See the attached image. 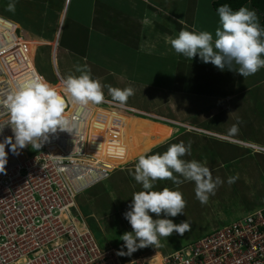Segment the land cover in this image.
Here are the masks:
<instances>
[{
  "label": "crops",
  "instance_id": "0c3cea01",
  "mask_svg": "<svg viewBox=\"0 0 264 264\" xmlns=\"http://www.w3.org/2000/svg\"><path fill=\"white\" fill-rule=\"evenodd\" d=\"M215 1L207 0L206 6L210 9L202 6L200 14V0H0V18L16 27L13 26L14 34L19 28V32L29 36L31 42L38 43L39 48H50L53 54L56 49H62L78 56L92 71L93 78L99 77L93 72V67L106 72L111 70L118 78H125L124 81L130 83L132 95L121 106L138 111L129 104L138 89H148L158 95L159 120L108 106L92 105L96 112L93 110V121L90 122L88 152L103 163L117 161L112 168L109 165L111 174L164 142L166 145L184 140L178 137L179 128H175L179 126L176 122H180L192 128L193 132H186L190 134V140H205L207 145H192L191 155L202 156L206 161L227 157L229 164L238 159L254 162L264 175V152L249 147L264 150V68L248 77L228 70L220 71L198 58L190 61L175 54L168 40L185 28L214 34L219 26L217 13L212 7ZM10 4H14V9H19L24 17L9 19L5 10ZM27 16L31 17L33 24L29 23ZM258 21L260 24L261 20ZM18 48L19 45L10 51ZM55 74L57 80H62L57 72ZM150 96L145 97L151 99ZM110 122L114 126H109ZM124 127H127L129 136L123 133ZM233 127L237 129L235 133L230 132ZM118 146L126 148V156L117 155ZM161 153L164 151L161 150ZM241 167L243 169V165ZM260 171L255 173L258 181H253L259 199L249 206H241L248 210L246 214L264 205V179L259 178ZM238 176L241 175L232 178ZM122 181L128 185V192L131 184ZM160 185L163 187L162 182ZM103 191L106 190L101 187L95 192V199L103 202L99 207L102 219H95V232L92 231L95 236L100 234L102 237L106 232L104 225L108 227L113 223L105 220V215L123 204L113 206L112 198L102 195ZM105 195L111 202L106 200ZM127 199H132V196ZM85 216L90 223L93 218L89 214ZM120 224L124 230L128 228L131 231L125 218ZM213 226V230L220 227L218 223ZM107 241L111 244L115 240ZM114 243L112 246L116 249ZM143 255L137 253L131 259L120 255V259L140 260Z\"/></svg>",
  "mask_w": 264,
  "mask_h": 264
},
{
  "label": "built area",
  "instance_id": "2783aa9c",
  "mask_svg": "<svg viewBox=\"0 0 264 264\" xmlns=\"http://www.w3.org/2000/svg\"><path fill=\"white\" fill-rule=\"evenodd\" d=\"M3 39L0 48L10 45L11 40ZM8 67L0 63V142L9 137L14 142L6 101L25 78L22 69ZM27 74L25 79L37 76ZM100 106L127 110L105 100ZM90 116L87 107L77 105L67 115L75 124L73 133L49 134L40 149L30 145L13 152L5 145L0 264H145L123 261L114 249H102L78 209L76 200L111 174L88 154ZM161 264H264V205L174 250Z\"/></svg>",
  "mask_w": 264,
  "mask_h": 264
},
{
  "label": "clouds",
  "instance_id": "9594fccd",
  "mask_svg": "<svg viewBox=\"0 0 264 264\" xmlns=\"http://www.w3.org/2000/svg\"><path fill=\"white\" fill-rule=\"evenodd\" d=\"M9 10H14V4L9 5ZM216 13L219 26L214 34L206 30L185 28L175 37H169L174 53L190 61L198 58L203 63H211L220 71L228 70L241 77L251 76L264 68V27L259 24L256 12L246 6L233 10L225 3L217 7ZM16 34L20 36L19 31ZM77 71L81 74L68 76L63 81V95L39 76L37 71L38 76L14 85L6 101L10 118L8 125L13 132L14 142L12 137L0 142V173L5 171L7 164L6 144L10 145L13 152L30 145L40 149L49 134L58 131L73 133L75 124L66 115L65 96L82 108L103 102V86L100 81L93 79L87 70L81 71L78 68ZM110 92L113 100L120 105H124L132 95L131 89L110 88ZM126 109L140 115L138 111ZM175 128L193 132L192 128L181 124ZM236 131L235 127L230 129L231 133ZM117 155L126 156V148L118 146ZM190 155L191 145L180 142L169 145L162 154L138 157L133 178L142 190L133 194L129 209L123 213L132 230L121 235L120 240L126 251H120L119 255L131 256L140 248L159 246L161 238H167L173 232L183 235L190 229L188 222L176 224L169 218L183 215L186 201L182 193L169 188L155 190L157 181L170 180L176 186L190 181L195 184L197 199L202 204L207 203L209 196L214 194L222 181L219 177H213L207 162L184 159Z\"/></svg>",
  "mask_w": 264,
  "mask_h": 264
},
{
  "label": "rangeland",
  "instance_id": "374dc122",
  "mask_svg": "<svg viewBox=\"0 0 264 264\" xmlns=\"http://www.w3.org/2000/svg\"><path fill=\"white\" fill-rule=\"evenodd\" d=\"M206 2L207 0H200L199 2V5L201 7L200 14H201L202 6L204 9H208V10L210 9L209 6L208 7L206 6L207 5ZM245 6L253 10V8H251L250 5H245ZM5 12L7 13L8 18L11 20H17V19H21L24 17L23 13L19 11V9H14V10L7 9L5 10ZM258 16H257L258 20H261L260 15ZM27 18H28L29 23L33 24V20L31 19V17L27 16ZM0 24L3 25V27L14 26L12 23L4 20L3 18H0ZM19 30L20 29L18 28V30L16 31H19ZM18 37H21L19 40V43L16 42L17 45H19V48L16 49V51H14L18 55V61H17L15 54L10 55L9 53H5L4 55H1L2 63H5L6 65H8L9 69L11 67L14 70L19 69V71L20 69H22L21 73H23V75H26V76L28 75L27 73L29 71L33 70V73L35 75L38 73L39 76H42L47 82H49L51 85L56 86V87H59V84L56 82L58 79V77L55 74L56 72L58 73V75L61 77L63 81L68 76L80 75L81 72L77 71L78 68L81 69V71L87 70L90 72V70L86 68L85 63L83 64L81 60L78 58V56H73L70 53H68V51H65L62 49L58 51L56 49L54 52V55H52V51L50 50V48H46L45 46H42L39 48L38 43L31 42L30 37L26 36V34H22L20 32V36ZM23 39H24V42L22 41ZM24 43L27 44L26 45L27 51H25L24 49V45H25ZM21 53H25L26 55L22 56L23 54ZM92 56L95 57V53L92 52ZM104 56L111 57V55H104ZM35 68H36L37 73L35 71ZM93 72L99 75L97 80H99L103 86L102 90H103L105 101L116 104L113 98L110 97L112 96L110 92V88L129 89L130 83L128 81L127 82L124 81L125 78L122 79L121 77L118 78L117 76H115V74L111 70L106 72V71H102L99 68L93 67ZM91 73L92 71L90 72V74ZM92 76L93 75H91V77ZM95 77L97 78V76ZM96 78H93V79H96ZM134 92L136 94L134 95L133 98H130L131 102L129 104L131 105V107L140 111L141 116H146L150 118L151 120L153 119L152 117L158 116V107H159L157 103L159 101L158 95L154 94L151 90L149 91L148 89H143V90L138 89V91L136 90ZM145 96L147 97L150 96L151 99H148ZM65 99L67 100L65 111H66V115L67 114L69 115L78 104H73L70 100H68L67 96H65ZM148 100L151 101V104L149 103ZM143 101H145V104ZM100 105L101 103L96 106H100ZM116 105H119V104H116ZM69 106H72V108H70ZM89 107L91 108V110H95L93 109L91 104L87 106L88 109ZM103 107H107V106H103ZM114 109L122 111L119 108H114ZM123 112L129 113V114L131 113V111H127V110L126 111L123 110ZM99 121L102 123V117L99 118ZM173 122H176V121H173ZM176 123L180 124V122H176ZM90 124L91 123L89 122L88 123L89 127H90ZM109 126L112 127L114 126V124L110 122ZM186 131L187 130L183 128H179L178 137L185 138V139L184 140L180 139L181 141L176 140L177 143L183 142L185 145L190 144L191 146L192 145L199 146V147L204 146L205 140L198 139V140L192 141L188 138L189 137L188 135L190 134L187 135L188 132L186 133ZM123 133H125L126 136H129V131L127 127H124ZM187 138L188 140H186ZM176 141H174L173 143L175 144ZM164 144L165 142L159 145L158 147L149 149L143 155H151V154H156V153L162 154L161 150L165 152L168 149L169 145H171V143L169 142L166 145ZM194 153H195V150H194ZM137 159L129 163L128 166H125L122 170L120 171L115 170L112 174L109 175L106 181L100 184L102 185L101 186L102 188H105L106 191H109L108 193L106 191H103L102 195L106 194L108 197H111L113 201V206L123 203L119 209L114 208L108 211V213L104 217L105 220L109 222L113 221V223L108 227L106 226V224L104 225V228L106 229L104 236L106 237L107 240L112 239L115 241L111 242L110 244L107 240H105L104 236H103L104 238L100 234H97L95 236L97 243L102 249H114L112 245L115 242L114 246L116 247V249L114 250L116 251L117 254L120 251H126V249L123 248V241L120 239H121V235L125 232H129V230L128 228L124 230L120 222H123V219H124L123 213L129 209V207L127 206L128 205L130 206V203H131V199H127V197L133 196L134 193L142 190V188H139L141 187L140 184L136 183V181L133 178L135 164L137 162ZM184 159L197 160L200 162H207V166L212 171L213 177H219L222 183L218 185L214 194L209 196L208 202L202 204L195 195L194 182L185 181L179 186H176L170 180L157 181V184L155 186V190L157 191L163 190L164 188H169L170 190H178L182 193L183 199L186 201V206L184 208L183 215H177L176 217H169V218L172 219L173 222L176 224L186 221L190 224L191 227L183 235L173 232V234L170 235L169 237L161 238L159 246H147L144 248H140L136 252L132 253L131 256L124 255L123 256L124 258L131 259L137 253H144L145 255V254H149L151 251H157L162 255L163 258H165V256H168L174 250L182 246H185L186 244L196 239H199L200 237H203L207 233L211 232L213 230V227H214L213 225L215 223H218L219 226L227 225L231 222L237 221L238 219L244 217L246 213L248 212V210H245L241 206L243 205L249 206L259 199L258 197H256L257 196L255 192L256 188L254 189L253 181L254 182L258 181V177L255 176V173H258L260 171V168H259L260 166H257V164H255L254 162L248 161L247 163L246 160L242 161L238 159L236 161H231L232 164H229L228 162L230 161L227 159V157L226 158L216 157V158L208 159V161H206L202 159V156L195 157L193 155L185 156ZM222 162L225 164H223ZM117 163L118 162L116 161L113 163H106V164L110 165L112 168L114 165H117ZM242 165H243V169L241 167ZM236 175H241V176L232 178V176H236ZM259 178L264 179V175L262 174V171H260L259 173ZM122 179L126 181L128 184H131L132 186L128 188V192L126 191V188L128 187V185H126V183H124ZM230 180L232 182H229ZM161 182L163 184V187H160ZM101 187L98 186L97 189H95V191L100 190ZM124 192L130 195H126V194L124 195ZM106 195H105L106 200L108 202H111V200L108 197H106ZM76 203H77L79 211L83 214V218L85 220L86 225L88 226V228L92 229L94 227L95 219L96 220L102 219L100 215L101 212L99 211L101 209H99V207H102L103 202L101 201V199L96 200L95 195L94 193H92V190H91V191L85 192L81 197H79L76 200ZM87 213L89 214L90 217L93 218L92 223H89L87 221L86 216H85ZM153 218H155V214H153Z\"/></svg>",
  "mask_w": 264,
  "mask_h": 264
},
{
  "label": "bare ground",
  "instance_id": "6f19581e",
  "mask_svg": "<svg viewBox=\"0 0 264 264\" xmlns=\"http://www.w3.org/2000/svg\"><path fill=\"white\" fill-rule=\"evenodd\" d=\"M235 3H236V2H235ZM5 32H6V33H5ZM14 32H15V28H14L13 26H7L6 29H5V31H4V27H3V25L0 24V44L3 43V40H4V39H3V36H6L7 39L11 40L9 46L4 47V48H0V63H2L1 55H4L5 53H9L10 55H12V54H16L14 51H10V49L15 48V47L18 46L16 42L19 43V40H20V37H18L16 33L14 34ZM4 33H5V34H4ZM2 34H4V35H2ZM15 36H16V38H17L18 40L15 38ZM13 37H14V38H13ZM12 38H13L14 40H13ZM3 44H4V43H3ZM24 44H25V43H24ZM26 45H27V44L24 45V49H25V51H27V50H26V48H27ZM53 50H54V49H53ZM21 54H23L22 56L26 55L25 53H21ZM32 72H33V70H32ZM23 77L26 78L27 76L24 75ZM25 78L23 79V81L26 80ZM23 81H22V82H23ZM57 83L59 84V87H56V86H55V87H56L57 90L63 95V81H62V80H58ZM68 100H70V99H68ZM66 101H67V100H66ZM72 106H73V104H72ZM72 106H69V107L72 108ZM88 110H90V112H91L90 120H88V123H89V122H91V120H92V117H93L94 112H93V110H91L90 107H89ZM67 115H68V114H67ZM97 161H98V160H97ZM98 162H100V161H98ZM100 163L104 164V166H106V167L109 169L110 173H111V170H110V167H109L108 164L103 163V162H100ZM77 226H78L79 228L82 227L80 224H77ZM162 260H163L162 255H161L159 252H157V251H151L149 254H145V255H143V256L140 257V261L143 262V263H145V264H161V263H162Z\"/></svg>",
  "mask_w": 264,
  "mask_h": 264
},
{
  "label": "trees",
  "instance_id": "16d2710c",
  "mask_svg": "<svg viewBox=\"0 0 264 264\" xmlns=\"http://www.w3.org/2000/svg\"><path fill=\"white\" fill-rule=\"evenodd\" d=\"M225 3L229 4L233 10H237L245 5H250V7L253 8L258 15H260L261 17L260 25L264 27V0H217L212 4L213 10L216 12L217 7ZM98 186L100 185H97L93 189H91L94 195L96 192L95 189H97ZM90 221L92 222L93 220L90 219ZM91 230L95 232L94 227Z\"/></svg>",
  "mask_w": 264,
  "mask_h": 264
}]
</instances>
